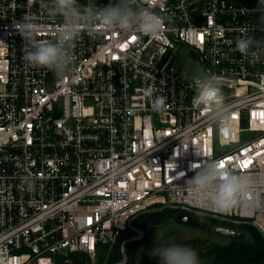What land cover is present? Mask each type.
Wrapping results in <instances>:
<instances>
[{
    "label": "built area",
    "instance_id": "obj_1",
    "mask_svg": "<svg viewBox=\"0 0 264 264\" xmlns=\"http://www.w3.org/2000/svg\"><path fill=\"white\" fill-rule=\"evenodd\" d=\"M140 2L170 24L155 37L82 32L71 74L57 79L26 63L17 24L34 22L49 39L62 17L0 0V264H94L156 206L264 231V212H217L185 186L215 160L264 190V57L252 64L235 48L245 34L264 41L259 0ZM204 72L218 77L231 110L222 131L193 102V76Z\"/></svg>",
    "mask_w": 264,
    "mask_h": 264
},
{
    "label": "clouds",
    "instance_id": "obj_2",
    "mask_svg": "<svg viewBox=\"0 0 264 264\" xmlns=\"http://www.w3.org/2000/svg\"><path fill=\"white\" fill-rule=\"evenodd\" d=\"M52 18L62 17V24L49 39H38L39 25L28 21L17 24L25 41L24 60L31 67L45 68L57 79L68 77L74 66L73 49L82 32L95 33L119 31L139 32L148 36L159 35L170 18L144 7L140 0H109L98 5L96 0H32ZM259 10L264 16V0H259ZM235 48L250 63L261 62L264 41L252 35H242L235 41ZM196 107H205L211 124L221 131L231 122V110L225 103L218 77L212 72L193 76ZM165 98H160L162 104ZM191 197L206 204L214 211L231 213L243 207L255 213L264 212V190L261 181L251 173H233L220 167V162L208 160L197 166L194 176L185 180ZM158 264H201L198 252L190 245L158 243L151 251Z\"/></svg>",
    "mask_w": 264,
    "mask_h": 264
},
{
    "label": "trees",
    "instance_id": "obj_3",
    "mask_svg": "<svg viewBox=\"0 0 264 264\" xmlns=\"http://www.w3.org/2000/svg\"><path fill=\"white\" fill-rule=\"evenodd\" d=\"M156 206L154 208H160ZM188 214L184 211L165 210L160 213L143 214L133 221V228L142 231L146 237L152 234L156 228L164 224L169 216L175 215L177 217ZM213 225H219L243 232L247 236L245 241L228 240L225 245L207 243L202 240H193L187 243L195 250L199 249V257H204L210 263L208 264H264V240L258 230L250 225L234 226L230 224H221L211 222ZM137 236L135 231L127 228L121 234L118 243L113 247L112 251L108 253V249L99 251L98 261L100 264H121L123 261L122 244L126 240ZM144 237V238H145ZM141 241H134L126 245V256L135 262L136 256L140 250L141 245L145 239ZM78 264H87V259L84 256L74 257Z\"/></svg>",
    "mask_w": 264,
    "mask_h": 264
},
{
    "label": "rangeland",
    "instance_id": "obj_4",
    "mask_svg": "<svg viewBox=\"0 0 264 264\" xmlns=\"http://www.w3.org/2000/svg\"><path fill=\"white\" fill-rule=\"evenodd\" d=\"M214 226L215 225H213L211 221L190 213L179 217L175 215L169 216L167 221L156 228L152 234L146 237L144 236L145 241L140 247L135 262H132V260L128 259L126 256V264H158V260L151 255L152 249L156 247L158 243L168 244L176 242L183 244L193 240H202L207 243L225 245L228 240L213 235L212 230ZM196 251L198 253L201 252L199 249ZM203 258L204 257H200L201 264L210 263L207 259ZM87 264L92 263L88 260ZM94 264L100 263L96 260ZM104 264H106V262Z\"/></svg>",
    "mask_w": 264,
    "mask_h": 264
},
{
    "label": "water",
    "instance_id": "obj_5",
    "mask_svg": "<svg viewBox=\"0 0 264 264\" xmlns=\"http://www.w3.org/2000/svg\"><path fill=\"white\" fill-rule=\"evenodd\" d=\"M165 210H177V211H184L186 213H190V214H194V215H198L201 216L211 222H217V223H221V224H230V225H234V226H241V225H250L252 227H254L256 230H258L261 234V237L264 240V231L255 223L252 222H242V221H237V220H231V219H227V218H223V217H219V216H214L211 214H207V213H203V212H199V211H194L188 208H181L178 206H162L160 208H152L149 209L145 212H143L141 215L143 214H154V213H160L163 212ZM140 216V215H139ZM138 216V217H139ZM137 218V217H136ZM134 218L132 221H130L127 225V228L135 231L137 233V236L132 237L128 240H126L125 242H123L122 244V255H123V262L121 264H126L127 263V257H126V245L134 242V241H141L144 238V233L142 231L139 230H135L133 228V221L136 219ZM212 233L214 236L218 237V238H223L225 240H233V241H245L247 239L246 234L234 229H230L227 227H223V226H219V225H215Z\"/></svg>",
    "mask_w": 264,
    "mask_h": 264
},
{
    "label": "snow or ice",
    "instance_id": "obj_6",
    "mask_svg": "<svg viewBox=\"0 0 264 264\" xmlns=\"http://www.w3.org/2000/svg\"><path fill=\"white\" fill-rule=\"evenodd\" d=\"M133 39H135V38L133 37ZM229 159H230V158H229ZM250 164H251V161H246V162H244V165H243V166H244L245 168H247ZM220 167H221V168H224V167H225L224 162H221V163H220Z\"/></svg>",
    "mask_w": 264,
    "mask_h": 264
}]
</instances>
